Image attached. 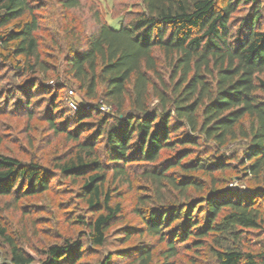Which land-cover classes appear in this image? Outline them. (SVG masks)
Instances as JSON below:
<instances>
[{
    "label": "trees",
    "instance_id": "16d2710c",
    "mask_svg": "<svg viewBox=\"0 0 264 264\" xmlns=\"http://www.w3.org/2000/svg\"><path fill=\"white\" fill-rule=\"evenodd\" d=\"M81 1L58 3L67 13ZM93 4L89 34L65 26L60 77L41 53V7L0 0V72L7 77L0 89L11 91L0 110L31 118L41 99L52 135L73 143L52 160L55 173L0 152V198L16 201L46 192L52 179H68L87 212L79 217L81 237L48 246L37 264L77 263L88 245L104 246L123 212L114 195L141 183L146 193L137 205L147 210L137 206L135 213L148 241L129 257L110 250L101 264H176L178 242L201 247L214 234L224 240L211 248L215 264H264V245L240 244L244 232L264 226V191L224 193L214 177L235 168L242 179L264 183V0H112L121 9L111 22ZM68 90L79 95L77 110L66 101ZM237 138L241 152L228 149ZM196 172L211 179L209 188L188 175ZM191 189L201 195L190 197ZM0 242L9 247L3 264H34L1 216Z\"/></svg>",
    "mask_w": 264,
    "mask_h": 264
},
{
    "label": "rangeland",
    "instance_id": "374dc122",
    "mask_svg": "<svg viewBox=\"0 0 264 264\" xmlns=\"http://www.w3.org/2000/svg\"><path fill=\"white\" fill-rule=\"evenodd\" d=\"M34 1L38 7H41L37 12L42 23V28L38 32L41 53L46 59H49V62L56 65L59 69L60 77H63L59 59L62 58L65 26L68 25L72 29L79 30L84 36L89 34V31L94 28V23L89 19L91 13L88 7L91 2H94L93 5L101 10V15L109 22H111V17L113 18L117 15L116 10L121 9L118 5V7H113L112 0H82L81 6L83 9H75L66 13L59 6L58 0ZM156 54L159 56L158 51H156ZM159 67L162 71L165 70L163 60L160 57ZM55 74H51V78H54ZM5 81H7L5 73L0 72V83H2L0 85H4ZM66 83L68 84V82ZM7 87L8 85L4 87V90L3 88L0 89V107H2L1 101L6 96V93H11V91L5 93ZM9 89L11 90V88ZM76 96V99L80 101L79 95L76 94ZM37 100L32 108L35 114L31 118L27 117V114L20 113V115L7 113V110L3 109L0 110V152L16 156L24 161L37 160L48 166V170L51 173H55V170L51 168L52 160L56 156H61L65 153L73 143L67 141L63 134L52 135L43 116L44 102L39 105L41 99ZM17 112H20V110H17ZM243 142L244 140L239 138L232 140L228 144V149H235L241 152ZM168 152L164 157L170 155V152ZM172 171L179 177L186 174L178 168H173ZM237 173L235 168L217 171L214 174L217 180V187L222 189L224 193L231 190L248 192L250 190L248 189L249 187L251 189L254 188V191H264V183H257L255 180H249V178L242 179ZM188 175L201 179L205 186L210 187L211 179L203 173L196 172ZM135 178L132 177L134 182L137 181ZM63 181L59 182L52 179L50 182L51 186L46 192L25 196L16 201L8 197L0 198V216L7 227L8 233L21 246L23 251L34 258V264L45 258L44 252L48 246L65 243V237L69 238L70 241H76L81 237L83 226L79 222V217H85L87 212L80 199L77 198V186L72 185L68 179ZM141 185L145 187L144 183L135 186L134 189L122 186L114 195L112 203L121 202L123 212L109 225L105 245L99 248H91L88 245L81 252L82 256L77 263L65 262L64 264H101L110 250L116 251L114 253H125L128 256L135 254L139 246L144 245L148 241L146 236L140 234L141 219L135 213V207L137 206L144 212L147 210L146 206L137 205L139 195L146 193ZM188 194L193 198L201 195L194 189L189 190ZM167 200L168 196L165 195L164 202ZM179 223L181 222L177 223L178 226L180 225ZM127 231L131 236L129 240H126V236H124ZM243 235L244 237L240 244L244 249L256 250L264 245V226L260 230L244 232ZM215 239L224 241L214 234L204 238L201 247H196L190 240L185 243L178 242L180 248L176 264H215L214 256L211 252V248L215 246ZM163 246L164 244L162 243L155 248L154 261L160 259V249ZM8 249L9 247L6 243L0 242V264L7 261ZM121 260L123 259L116 258L111 264L126 263V261Z\"/></svg>",
    "mask_w": 264,
    "mask_h": 264
},
{
    "label": "built area",
    "instance_id": "2783aa9c",
    "mask_svg": "<svg viewBox=\"0 0 264 264\" xmlns=\"http://www.w3.org/2000/svg\"><path fill=\"white\" fill-rule=\"evenodd\" d=\"M76 97H77L76 94L72 90H68V95H67L66 101H67L68 105L73 110L78 109V100L76 99ZM100 109L103 111H109L110 110V108L104 104H101Z\"/></svg>",
    "mask_w": 264,
    "mask_h": 264
}]
</instances>
